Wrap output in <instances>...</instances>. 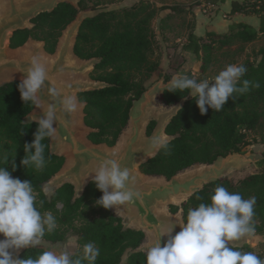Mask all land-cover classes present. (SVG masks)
I'll return each mask as SVG.
<instances>
[{
    "label": "trees",
    "instance_id": "trees-1",
    "mask_svg": "<svg viewBox=\"0 0 264 264\" xmlns=\"http://www.w3.org/2000/svg\"><path fill=\"white\" fill-rule=\"evenodd\" d=\"M95 9L96 6L90 5L88 0H80L77 6L61 2L52 12H44L34 18L32 28L15 32L11 47H20L33 38L44 41L45 50L54 53L63 30L75 20L78 13ZM158 9L177 8L162 5ZM238 12L257 15L259 25L234 21L225 33L208 31L205 36H198L193 32L189 34L183 48L202 62L203 71L208 69L206 55L208 51L211 53L210 48L215 43L224 47L264 38V0L243 3L235 0L229 14ZM156 14L157 8L151 1L141 0L131 6L100 11L86 17L80 26L74 46L75 54L84 60L98 59L90 78L108 83L105 87L78 93L79 100L85 103L84 123L92 129L87 137L93 143L116 145L129 123L133 102L146 91L145 81L160 67L159 62L152 58V20ZM258 55L260 58L257 62L247 59L242 64L247 68V73L238 86H242L243 80H249L259 82L260 87L251 88L235 101L229 98L222 111L214 112L209 107L207 113L202 115L196 98L189 93L190 90L173 92L165 89L160 95V100L165 105L171 106L185 97L187 99L166 126V133L173 138L163 144L154 157L141 164L140 170L145 174L164 175L171 179L196 163L211 164L230 153H245L248 146L256 143L257 139L250 138L249 133L264 126V46L259 49ZM182 75L196 78L192 73ZM169 79L167 77L166 81ZM20 82L14 80L0 85V167L7 168L13 178L31 181L38 210L54 215L59 225L53 232L46 233L43 239L54 243L65 241V226H73L82 218L85 221L80 226H73L74 231L80 246L94 242L99 249L100 254L95 264H145L144 251L139 249L145 240V232L125 227L122 218L112 209L97 206L95 201L103 193L92 180L79 197H75V186L72 183H65L51 197L45 195V183L60 171L66 161L65 156L51 151V138L42 141L46 146L42 169L21 165V160L26 155L24 144L33 141L38 125L35 121H25V117L35 106L21 100L18 89ZM156 123L154 119L150 121L148 135L152 133ZM23 133L25 134L22 135ZM5 155L9 157V163L4 161ZM13 159L17 165L15 171L12 170ZM260 163L264 166V157ZM218 185L241 194L244 199L256 198L253 218L255 233L264 234V171L236 180L226 176L211 181L180 206L171 204L170 211L175 213L181 209L186 223L188 209L196 208L200 203H210V194ZM90 211L95 214L93 218L88 217ZM235 246L239 250L253 252L249 243ZM47 250L48 247L41 245L26 248L21 252L20 258H35ZM125 255L127 258L123 263Z\"/></svg>",
    "mask_w": 264,
    "mask_h": 264
},
{
    "label": "clouds",
    "instance_id": "clouds-1",
    "mask_svg": "<svg viewBox=\"0 0 264 264\" xmlns=\"http://www.w3.org/2000/svg\"><path fill=\"white\" fill-rule=\"evenodd\" d=\"M20 71L24 73L18 84L21 100L43 109L42 115L33 120L38 127L33 134V141L24 144L26 155L21 165L40 170L45 163L46 146L42 141L55 136L56 127L53 125L58 121V112L76 111L77 101L74 96L65 95L59 108L45 109L39 97L48 79L45 65L38 57H33L30 66ZM246 73L244 65L231 64L215 77L199 82L188 75L173 76L167 90H190L202 115L207 113L209 107L219 112L229 98L235 101L251 88L260 87L259 82L249 80H243L242 86H238ZM52 94L59 95L56 89H52ZM154 143L161 146L159 141ZM4 161L9 163L7 155ZM16 167L13 159L12 170L15 171ZM91 173L95 174L91 177L93 183L103 193L95 201L97 206L105 209L115 207L116 214L120 215L121 206L140 197L138 192L127 186L130 180L129 169H122L115 159H104ZM44 191L47 195V190ZM210 201L200 203L196 208L190 207L186 223L185 219L176 223L175 227L178 225L180 231L175 235L173 227L163 232L155 243L148 244L143 250L145 264H264V259L256 253L239 250L234 244L255 234L253 218L256 198L244 199L241 194L218 185L212 190ZM56 227L54 215L51 212L41 213L36 207V194L31 181L13 178L7 168L0 167V234L4 236L0 240V264H95L100 252L94 242L84 244L79 254L70 252L66 245L59 252L47 250L35 258H19L21 249L40 246L43 236L53 232ZM164 236H167L166 242H162Z\"/></svg>",
    "mask_w": 264,
    "mask_h": 264
},
{
    "label": "water",
    "instance_id": "water-1",
    "mask_svg": "<svg viewBox=\"0 0 264 264\" xmlns=\"http://www.w3.org/2000/svg\"><path fill=\"white\" fill-rule=\"evenodd\" d=\"M80 0H26L22 3H16L15 0H7L5 9L0 13V80L10 82L14 80L21 81L24 73L21 69H27L33 57H38L40 62L47 69L48 79L44 85V91L39 93L42 105L45 109L48 107H60V101L63 96H74L77 101V109L72 113L64 111L58 112V121L54 122L56 134L51 138V151L58 155L59 149L67 147L70 150L72 164L65 169L63 167L47 183L51 197L55 191L65 183H72L75 186V197L83 194L85 187V178L93 172L104 159H115L121 168H128L130 171V180L127 186L134 192L140 194L139 198H134V202L126 203L121 206L120 215L125 227L141 229L145 232V240L140 250H144L150 243L155 241L163 232L175 227L176 223L183 219L182 210L173 213L170 211V205H181L194 192L202 189L205 184L217 180L223 176L224 169L218 168V162L224 158L219 157L214 163H196L213 165L210 169L185 172L190 167L180 171L171 179L164 175L145 174L140 170V165L154 157L163 144L170 141L173 136L166 133V126L184 104L185 99L168 106L160 100V95L169 87L171 80H161L153 84L142 94V96L133 102L130 109V119L127 127L121 134L118 142L114 146H108L105 143L96 144L88 139L87 134L92 130L84 123L85 103L79 100L78 93L88 90L99 89L108 85L103 81L93 80L91 78H82L80 75L86 74L90 69H94L98 59L92 58L84 60L79 58L74 51L76 38L83 20L86 17L97 14H86L73 20L64 30L59 38V42L54 53L45 50V42L33 40L31 46L24 45L12 48V38L18 30L32 28V20L44 12H52L61 2H69L78 5ZM96 10V9H95ZM92 11V10H90ZM88 12V11H87ZM41 43V44H40ZM76 57L77 62H71ZM84 62V63H83ZM92 72V71H91ZM177 75V76H181ZM168 84L164 87L162 82ZM162 86V87H161ZM160 87V89H158ZM52 89H56L59 95H53ZM159 90H162L159 92ZM166 108L157 118L153 116L154 101ZM154 106H156L154 104ZM43 109H35L25 117L26 122H32L42 115ZM149 116L144 119L145 115ZM156 120V126L150 135L147 134V127L151 120ZM84 132V137L79 136V132ZM125 137L123 146L115 150L122 137ZM167 136V137H166ZM154 141L161 142L157 146ZM237 153V152H235ZM230 153V154H235ZM243 154V153H237ZM229 155V154H228ZM66 157V156H65ZM226 157V156H225ZM194 164V165H196ZM92 176V173L89 175ZM153 176L164 177V180L153 179ZM182 195H185L182 197ZM181 197V198H180ZM180 198L178 202L175 199ZM169 204V209L166 205ZM164 208L166 213H159L158 210ZM112 210L116 213L115 207ZM179 216V218H177ZM152 232V239L147 242V232ZM177 225L173 230V235L179 232ZM4 236L0 234V240ZM43 239V238H42ZM46 242V239H43ZM167 236L162 237V242H166ZM63 242V241H60ZM54 243V242H52ZM59 243V242H56ZM41 246H45L42 243ZM239 245V244H235ZM47 247V246H45ZM26 249V248H24ZM19 252V258L21 252Z\"/></svg>",
    "mask_w": 264,
    "mask_h": 264
},
{
    "label": "rangeland",
    "instance_id": "rangeland-1",
    "mask_svg": "<svg viewBox=\"0 0 264 264\" xmlns=\"http://www.w3.org/2000/svg\"><path fill=\"white\" fill-rule=\"evenodd\" d=\"M18 1V0H17ZM141 0H88L90 5H95L96 10L92 11H81L79 13L80 17H83L86 14H94L100 10H111V9H119L127 6H131L134 3H137ZM151 1L155 7L157 8V14L152 20V29L154 31V45H153V54L152 58L159 62L160 67L157 72L153 73L146 81V89L149 88L153 84H157L160 80L170 77L169 80L173 78V76H177L180 74L192 73L196 78L200 81L204 79H211L219 74L220 71L224 70L226 66L231 64L242 65L247 59H250L254 62L259 60L258 51L264 46V38L258 39L251 43H235L231 46L221 47L218 43L212 45L210 48L211 53L208 51V60L207 65L208 69L203 71L201 69L202 62L197 59V57L191 52L185 50L183 48L184 44L188 41L189 34L195 29L196 26V13L193 8L196 5L203 3L204 1L209 0H149ZM251 1V0H248ZM4 2V9L7 5V0H0V10L2 9V4ZM175 6L176 10L166 9L159 10L160 6ZM216 8L210 10L207 8L208 14L214 12ZM217 26H219L218 22H215ZM230 25V24H229ZM229 29V26H228ZM35 39H30L25 46H31L32 41ZM84 63V62H83ZM92 69H90L86 74L80 75V77L90 78V73ZM3 81L0 80V83ZM162 87V86H161ZM160 89V87L158 88ZM154 104L156 106H154ZM152 107L153 116L156 118L166 111V108L162 106L158 100L157 103L154 101ZM149 116V115H148ZM147 116V117H148ZM145 119V118H144ZM82 135L84 137V132L82 131ZM250 138H256V143H263L264 145V126H261L254 131L249 133ZM125 141V137L123 136L120 140V144L117 145L115 150H118L123 146ZM253 145V144H252ZM246 148L245 154H249L251 151V146ZM60 151V150H59ZM66 156V164L65 169L70 164V154L68 151L63 152ZM262 160V159H261ZM258 163V162H257ZM255 164L252 167L242 168L237 167L239 172L234 171L231 173V178L239 179L247 174L261 172L264 171V166ZM95 174L92 173V176ZM92 176H88L85 178V183H89L92 180ZM230 176V175H226ZM153 179H161L164 180V177L153 176ZM45 190L49 194L50 191L45 186ZM169 204L166 205V208L169 209ZM59 208H62L59 205ZM95 214L93 212H89L88 217L93 218ZM85 219H79L74 223L73 226H80ZM57 223V221H56ZM57 225H59L57 223ZM73 226H65L67 230L66 240L59 243L46 242L42 239V244L47 246L50 251L59 252L66 245L68 246V250L72 253H79L82 250V246L78 243V236L75 234ZM150 239L147 238V242ZM249 243L252 246V251L256 253L260 258L264 259V234H254L251 237H245L240 241L234 242V244H245ZM127 255L123 257V263L126 261Z\"/></svg>",
    "mask_w": 264,
    "mask_h": 264
},
{
    "label": "crops",
    "instance_id": "crops-1",
    "mask_svg": "<svg viewBox=\"0 0 264 264\" xmlns=\"http://www.w3.org/2000/svg\"><path fill=\"white\" fill-rule=\"evenodd\" d=\"M235 0H209L204 1L203 3L196 5L193 10L196 13V26L195 29L192 31L198 36H205L208 31H216L219 33H225L228 31V26L232 22H246L249 24H252L254 26H258L260 23V19L255 14H245V13H235L233 15H230L232 9V2ZM241 3L248 1V0H236ZM254 1V0H251ZM216 8V10L210 14L206 13L207 8L212 10ZM169 10V9H168ZM215 22H218L219 26ZM161 81V80H160ZM162 86L166 87L168 84H166L164 81L161 83ZM152 86V85H151ZM162 90H159L161 92ZM167 137V136H166ZM250 153L247 155L245 153L243 154H229L226 157L222 158L218 164V168H222L225 170V172L222 174L230 175L234 171H238L237 167L242 168H248L252 167L254 164L257 163L261 165V159H263L264 155V145L263 143H254L251 146ZM215 165V164H213ZM213 165L208 164H196L190 167L188 170H185V172H192V171H199L202 169H210ZM251 174V173H250ZM248 175V174H247ZM148 234V232H147Z\"/></svg>",
    "mask_w": 264,
    "mask_h": 264
},
{
    "label": "bare ground",
    "instance_id": "bare-ground-1",
    "mask_svg": "<svg viewBox=\"0 0 264 264\" xmlns=\"http://www.w3.org/2000/svg\"><path fill=\"white\" fill-rule=\"evenodd\" d=\"M24 1H26V0H18V1L15 0L16 3H22V2H24ZM3 10H4V2H3V4H2V9L0 10V13H2ZM40 44H41V43H40ZM71 62H77V58L74 57V58L72 59ZM37 109H41V108H37ZM148 115H149V114L145 115L144 118L146 119ZM79 136H80V137H83V135H82V130H80V132H79ZM119 144H120V141H119ZM59 150H60V153H63V152H65V151H68L69 154H70V150H69L67 147L60 148ZM71 164H72V157H71V154H70V164H69V165H71ZM69 165H68V166H69ZM68 166H67V167H68ZM184 196H185V195H182V197H184ZM180 198H181V197H180ZM180 198L175 199V201L178 202V201L180 200ZM158 212H159V213H166V211H165L164 208H160V209L158 210ZM177 218H179V216H178ZM148 238H149V239H152V232H151V231H148Z\"/></svg>",
    "mask_w": 264,
    "mask_h": 264
}]
</instances>
